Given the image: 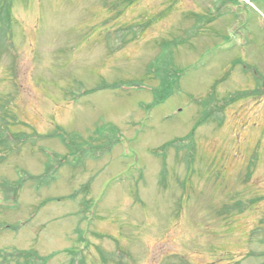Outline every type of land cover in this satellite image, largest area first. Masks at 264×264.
Listing matches in <instances>:
<instances>
[{"label": "rangeland", "instance_id": "374dc122", "mask_svg": "<svg viewBox=\"0 0 264 264\" xmlns=\"http://www.w3.org/2000/svg\"><path fill=\"white\" fill-rule=\"evenodd\" d=\"M11 13L0 124L10 142L26 134L0 144V249L264 262V0H13ZM211 94L235 99L207 110Z\"/></svg>", "mask_w": 264, "mask_h": 264}, {"label": "trees", "instance_id": "16d2710c", "mask_svg": "<svg viewBox=\"0 0 264 264\" xmlns=\"http://www.w3.org/2000/svg\"><path fill=\"white\" fill-rule=\"evenodd\" d=\"M12 1L13 0H1L0 1V29L2 31L6 28V35L8 34V30L12 25ZM249 92V91H248ZM235 99V94L230 95L227 98H224L222 103H219V99L216 98L214 94H211L210 97L206 98V102L203 104L205 105L206 109H218L216 111H220L223 109L224 105L232 103V101ZM202 123V121H199ZM26 134V133H25ZM24 133H13L12 137L14 140L12 142L9 141L10 136L9 133L6 130V126L4 124H0V144L9 145L16 143L15 140L22 141L21 138H23L25 135ZM63 142L65 146L67 147V152H69L71 149L70 141L67 137H63ZM173 142H169L167 144H172ZM63 156L61 155V159ZM51 173V167H48L47 172L42 174L39 177V180L43 185L50 184V179H53V176L55 174ZM34 177V176H32ZM12 187V193L14 197H17L20 193V190L22 189L21 180L18 181L16 184H8ZM67 255L69 256L68 259H66L65 264H86V255H85V249H68L66 250ZM55 257L54 254L50 255H42L35 249H14V250H2L0 249V264H56V262L53 261V258ZM264 264V262L262 263Z\"/></svg>", "mask_w": 264, "mask_h": 264}]
</instances>
